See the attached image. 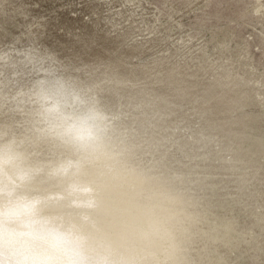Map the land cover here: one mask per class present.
I'll return each instance as SVG.
<instances>
[{"label": "bare ground", "instance_id": "6f19581e", "mask_svg": "<svg viewBox=\"0 0 264 264\" xmlns=\"http://www.w3.org/2000/svg\"><path fill=\"white\" fill-rule=\"evenodd\" d=\"M258 2L256 8L263 5ZM83 44L86 46L70 44V55L76 60L71 81L61 75L59 67L57 71L56 65L45 61L50 57L41 54L32 58L31 52L17 50L14 69L22 66L25 73L33 68L38 79L27 85L24 76L20 84L27 87L17 92L16 98L25 94L21 100L34 97L46 107L52 100L86 102L79 94L82 85L104 92L103 103L93 105L103 116L99 147L88 157L51 133L43 110L40 120L18 137L0 131V146H15L22 166L32 172V187L53 201V212L76 218L105 253L127 250L134 256H145L151 264H264V137L257 134L250 145L251 136L242 123V118L249 116L247 112L227 117L243 108L247 92H239L242 89L237 85L242 86L246 79L222 70L217 81L192 96L187 103L192 104L201 122L191 130L170 119L179 112L175 109L179 102L187 100V87L177 84L168 88L166 84L172 100L144 86L135 87L128 69L116 59L103 58L89 43ZM1 59L9 57L4 54ZM218 113L224 117L218 118ZM113 116L117 118L111 121ZM111 126L110 141H106ZM34 130L36 140L47 145L46 155L62 153L68 157L31 164V156L28 163L31 149H27ZM3 134L7 135L4 139ZM102 155L107 159L98 163ZM84 164L88 166L82 178L77 170ZM6 178L0 164V184Z\"/></svg>", "mask_w": 264, "mask_h": 264}, {"label": "rangeland", "instance_id": "374dc122", "mask_svg": "<svg viewBox=\"0 0 264 264\" xmlns=\"http://www.w3.org/2000/svg\"><path fill=\"white\" fill-rule=\"evenodd\" d=\"M261 3L263 5L256 8L258 0H0V56L5 54L9 57L8 60H0V131L18 137L40 120L44 106L38 104L34 97L21 100L25 94L16 98L17 92L27 87L20 84L24 76L27 77V85L38 79L33 68L25 73L22 66L14 69L13 62L19 57L17 50L31 52L32 58H40L41 54L50 57L45 61L56 65L57 71L60 68L61 75L71 81L74 59L69 52L70 44L85 47L83 43H89V47L103 58L116 59L120 66L128 69L130 82L135 87L144 86L170 100L173 99L172 92L167 90L170 85L187 87L190 99L185 96L187 100L179 102L175 108L179 112L170 119L191 130L199 126L201 119L187 101L217 81L215 79L222 70L236 72L237 76L246 79L241 82L242 86L237 85L242 89L239 92L248 94L246 97L243 94V108L227 117L242 112L249 114V119L242 118V123L247 126L245 133L251 136L248 141L251 145L257 134L261 139L264 137V0ZM239 55L242 56L239 58ZM240 59L244 63L240 64ZM79 94L92 106L104 100L103 91L84 85L80 86ZM222 114L218 113L217 117H224ZM116 118L113 116L111 121ZM254 122H258L257 125ZM112 130V126L107 129L106 141H110ZM33 132L32 145L28 144L27 149H31L28 163L32 157L34 161H30L31 164H42L44 160L67 156L62 153L46 155L49 152L47 145L37 141L36 130ZM261 132L263 134L260 135ZM1 137L4 139L7 135ZM100 157L98 163L107 159L106 155ZM46 165L49 166V162ZM87 166L84 164L77 170L82 178Z\"/></svg>", "mask_w": 264, "mask_h": 264}, {"label": "clouds", "instance_id": "9594fccd", "mask_svg": "<svg viewBox=\"0 0 264 264\" xmlns=\"http://www.w3.org/2000/svg\"><path fill=\"white\" fill-rule=\"evenodd\" d=\"M43 114L62 144L84 157L97 152L103 116L95 106L52 100ZM21 161L12 143L0 146L9 177L0 184V264H151L127 250L102 252L76 218L52 211L53 201L32 187Z\"/></svg>", "mask_w": 264, "mask_h": 264}]
</instances>
